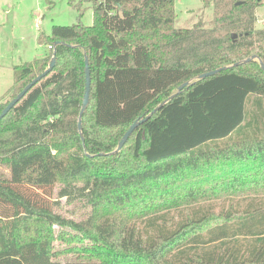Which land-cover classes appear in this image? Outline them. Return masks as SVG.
I'll list each match as a JSON object with an SVG mask.
<instances>
[{"label":"trees","instance_id":"obj_1","mask_svg":"<svg viewBox=\"0 0 264 264\" xmlns=\"http://www.w3.org/2000/svg\"><path fill=\"white\" fill-rule=\"evenodd\" d=\"M86 1L92 24L41 34L49 54L14 66L0 97L1 113L55 54L0 120V264H264L262 0H207L212 26L191 28L175 0Z\"/></svg>","mask_w":264,"mask_h":264},{"label":"rangeland","instance_id":"obj_2","mask_svg":"<svg viewBox=\"0 0 264 264\" xmlns=\"http://www.w3.org/2000/svg\"><path fill=\"white\" fill-rule=\"evenodd\" d=\"M206 1L175 0L174 26L191 28L200 22L205 27H211L212 6L210 3H205ZM72 2L73 5H78L82 15L77 8L68 3V0H0V67L8 68L13 64L28 63L39 56L49 54L51 49L48 45L39 42L38 37L41 34L49 35L54 25L70 26L78 19L86 26L91 25L92 3L86 0H72ZM262 3L263 5L256 10V29L264 28V21H262L264 0ZM7 84V75L4 73L0 78V94L7 89ZM56 192L57 190L53 194L55 198ZM233 200L236 201V199ZM58 202L59 212L75 220L81 218L83 209L79 205L65 203V199H60ZM230 203L233 201H215L216 211L219 207H227ZM239 204L240 207H244L247 201Z\"/></svg>","mask_w":264,"mask_h":264},{"label":"water","instance_id":"obj_3","mask_svg":"<svg viewBox=\"0 0 264 264\" xmlns=\"http://www.w3.org/2000/svg\"><path fill=\"white\" fill-rule=\"evenodd\" d=\"M237 37L236 34H232L231 38L235 39ZM59 42H55L54 45H57ZM253 60H258L257 56L252 55L249 58L245 59L244 61H242L241 63H249ZM260 67L261 70L264 72V64L260 61ZM240 62L235 63L233 66H237L239 65ZM55 64V54H53L47 69L40 74L39 76L35 77L29 84H27L23 90L21 92H19L6 106L5 108L2 110V112L0 113V120L5 117V115L24 97V95L35 85L37 84L42 78H44L48 73H50V71L53 69ZM227 69L226 67H222V68H218L215 70H211L205 73L200 74L197 77V80H202L205 79L207 77L213 76L223 70ZM90 71H89V63H88V58L87 56H85V92H84V96H83V103L81 106V109L79 111V115H78V121H77V129L79 132H81L82 130V115L85 111V109L87 108L88 105V101H89V95H90ZM190 83L189 82H185L183 84H181L180 86H178L177 88V94L183 90V88L189 86ZM176 93L169 96L166 100H164L161 104H159L156 108H154L151 112H149L147 115H145L143 118L136 120L135 122H133V124L128 128V130L125 132V134L123 135L122 139L120 140V142L118 143V146L116 148V152H119L121 150V148L123 147V145L125 144V142L127 141V139L129 138V136L131 135V133L142 123H144L145 121H147L157 110H159L161 107H163L167 102H169L170 100H172L176 95ZM81 139L83 140V137L80 133Z\"/></svg>","mask_w":264,"mask_h":264},{"label":"crops","instance_id":"obj_4","mask_svg":"<svg viewBox=\"0 0 264 264\" xmlns=\"http://www.w3.org/2000/svg\"><path fill=\"white\" fill-rule=\"evenodd\" d=\"M262 21H264V19L262 20ZM41 57H43V55L42 56H39V57H37V58H41ZM16 65H18V64H16ZM16 65H11V66H9L8 68H6V67H0V78H1V76H2V74H4L5 73V75H7V80H8V84H9V82H11L9 85L7 84V89H5V91L2 93V94H0V97L5 93V92H7V90L10 88V86L12 85V78H13V67L14 66H16ZM20 65V64H19Z\"/></svg>","mask_w":264,"mask_h":264},{"label":"built area","instance_id":"obj_5","mask_svg":"<svg viewBox=\"0 0 264 264\" xmlns=\"http://www.w3.org/2000/svg\"><path fill=\"white\" fill-rule=\"evenodd\" d=\"M49 49H52V46H48Z\"/></svg>","mask_w":264,"mask_h":264}]
</instances>
